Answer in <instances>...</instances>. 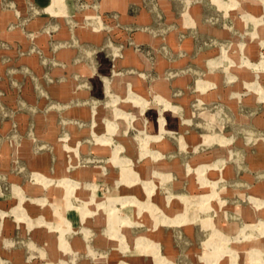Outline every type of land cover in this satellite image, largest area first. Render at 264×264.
Returning a JSON list of instances; mask_svg holds the SVG:
<instances>
[{"label": "rangeland", "instance_id": "374dc122", "mask_svg": "<svg viewBox=\"0 0 264 264\" xmlns=\"http://www.w3.org/2000/svg\"><path fill=\"white\" fill-rule=\"evenodd\" d=\"M22 1L0 0V264H264V0Z\"/></svg>", "mask_w": 264, "mask_h": 264}, {"label": "crops", "instance_id": "0c3cea01", "mask_svg": "<svg viewBox=\"0 0 264 264\" xmlns=\"http://www.w3.org/2000/svg\"><path fill=\"white\" fill-rule=\"evenodd\" d=\"M15 4V6L18 8L19 12L21 14H23V1L22 0H12ZM50 14H54L53 10L51 7H48L46 9ZM14 20V16L11 14V13H8V12H0V38H3L5 40L7 39H11V38H15V39H19L21 38L20 37V34L18 33V30H13V31H8V25L10 22H13ZM36 25L39 23V19H36ZM34 21V20H33ZM32 21V22H33ZM132 62V61H131ZM34 176H36L40 182H42V184L44 186H46L49 181L42 178V176H38L37 174H35ZM58 183H60L61 185L63 186H66L67 189L65 190L66 193H65V197H67V195L70 193V191L72 190V187H74L76 184H73L72 182H70L69 180H60L58 181ZM135 204L136 201L134 200H127V201H122L120 202V205L123 206L125 204ZM109 210V220H110V223L109 225H113V217L111 218V214H114V210L113 208L111 209V207L108 209ZM4 213L0 211V216H3ZM83 215V214H82ZM22 217L24 218L25 222L27 223V228H29V236H30V239L32 241H35V242H39V241H44L46 244H45V248H46V252H47V255H50V256H55V253H56V242L53 240V238L49 235H46L44 234L43 232H41L39 229H37L36 227H31L30 225V221L25 218L23 215ZM113 220V221H112ZM38 223H42L44 224L45 222L42 220V219H39L38 220ZM120 223H123V224H126V225H132L131 223H129V221H127L126 219H122L120 221ZM115 237L122 241L123 237L121 235H115ZM23 252H20L16 249L12 250L11 253L9 254V258L10 260L12 261L13 264H23L25 262V259L24 257V254H22ZM210 256H205L203 257V262L205 263L204 259L205 258H208ZM213 258H215L214 256H212ZM218 258V256H216ZM211 258V257H210ZM219 259V258H218ZM217 262V261H216ZM215 262V263H216ZM206 264V263H205Z\"/></svg>", "mask_w": 264, "mask_h": 264}]
</instances>
